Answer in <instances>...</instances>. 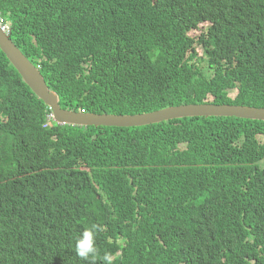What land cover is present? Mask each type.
I'll use <instances>...</instances> for the list:
<instances>
[{"label": "trees", "instance_id": "16d2710c", "mask_svg": "<svg viewBox=\"0 0 264 264\" xmlns=\"http://www.w3.org/2000/svg\"><path fill=\"white\" fill-rule=\"evenodd\" d=\"M0 13L62 108L264 107V0H0ZM49 113L0 49V264H264L263 120ZM92 225L84 260L75 240Z\"/></svg>", "mask_w": 264, "mask_h": 264}, {"label": "water", "instance_id": "95a60500", "mask_svg": "<svg viewBox=\"0 0 264 264\" xmlns=\"http://www.w3.org/2000/svg\"><path fill=\"white\" fill-rule=\"evenodd\" d=\"M0 49L4 51L23 81L50 108L58 124L109 125L116 127L144 126L190 116L239 117L264 121V107L237 104L186 103L170 105L139 114L86 113L61 108L59 96L50 90L40 70L21 52L11 37L0 28Z\"/></svg>", "mask_w": 264, "mask_h": 264}, {"label": "clouds", "instance_id": "9594fccd", "mask_svg": "<svg viewBox=\"0 0 264 264\" xmlns=\"http://www.w3.org/2000/svg\"><path fill=\"white\" fill-rule=\"evenodd\" d=\"M9 23L5 22L4 20V17L3 15L0 13V28L10 36V28H9ZM11 37V36H10ZM12 39V38H11ZM14 42V41H13ZM17 46V45H16ZM18 47V46H17ZM19 48V47H18ZM20 49V48H19ZM21 50V49H20ZM22 52V51H21ZM23 53V52H22ZM24 54V53H23ZM25 55V54H24ZM26 56V55H25ZM201 56H202V52H201ZM27 57V56H26ZM28 58V57H27ZM202 58V57H201ZM30 61L31 59L28 58ZM32 62V61H31ZM201 62H203V60H201ZM34 64V62H32ZM35 65V64H34ZM38 69H39V66L35 65ZM40 70V69H39ZM41 72V71H40ZM42 74V73H41ZM43 75V74H42ZM44 77V76H43ZM45 79V78H44ZM46 82V80H45ZM47 84V82H46ZM48 86V84H47ZM48 88L50 89V87L48 86ZM31 89V88H30ZM52 90V89H50ZM33 92V91H32ZM56 92V91H55ZM34 93V92H33ZM57 93V92H56ZM58 94V93H57ZM59 96V94H58ZM43 101V100H42ZM203 103H207V102H203ZM60 104V102H59ZM182 104H186V103H182ZM178 105V104H176ZM49 108V107H48ZM62 108V107H61ZM66 109V108H64ZM50 110V108H49ZM68 110H72V109H68ZM75 111V110H73ZM77 112H86L88 113L87 111H84V109L82 110H76ZM90 113H96V112H90ZM102 113H107V112H102ZM101 114V113H99ZM107 114H115V113H107ZM139 114V113H137ZM121 115H124V114H121ZM133 115V114H131ZM190 117H193V116H190ZM51 120V121H54V118L52 116V113H51V110H50V113L47 114V124H48V121ZM57 123V122H56ZM63 125V124H61ZM69 125V124H68ZM73 126H79V125H73ZM81 126H109V125H93V124H90V125H81ZM100 230L99 226L98 225H92L91 227H88L86 229H84L80 234L79 236L76 238L75 240V252L77 254L78 257H80L81 259H84V260H88L89 257L95 255L96 253V235H97V232ZM105 260L108 261L110 260L109 257H105Z\"/></svg>", "mask_w": 264, "mask_h": 264}, {"label": "rangeland", "instance_id": "374dc122", "mask_svg": "<svg viewBox=\"0 0 264 264\" xmlns=\"http://www.w3.org/2000/svg\"><path fill=\"white\" fill-rule=\"evenodd\" d=\"M203 25H206V24H203ZM196 33H198V32H195V33L193 32V33H191V34H196ZM197 49H198V54H199V56H200V60H203V62L201 63V65H202V66H205V61H204V59H201V52H202V49H201L200 47H197ZM205 72H206L207 75H210V74H211V71L206 70ZM235 93H236V90H235V89H232V90L229 91V95H230V96H234ZM258 139H259L261 142H264V136H258Z\"/></svg>", "mask_w": 264, "mask_h": 264}]
</instances>
